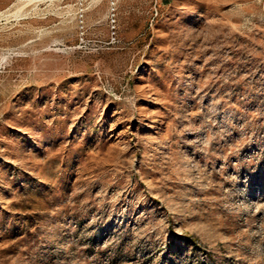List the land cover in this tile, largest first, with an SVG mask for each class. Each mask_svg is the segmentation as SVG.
I'll use <instances>...</instances> for the list:
<instances>
[{"label": "rangeland", "instance_id": "374dc122", "mask_svg": "<svg viewBox=\"0 0 264 264\" xmlns=\"http://www.w3.org/2000/svg\"><path fill=\"white\" fill-rule=\"evenodd\" d=\"M0 264H264V0H0Z\"/></svg>", "mask_w": 264, "mask_h": 264}]
</instances>
